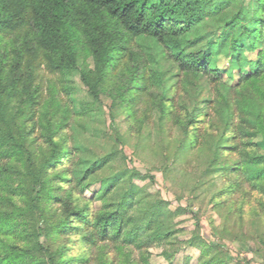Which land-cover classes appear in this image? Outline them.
Here are the masks:
<instances>
[{
    "label": "trees",
    "instance_id": "1",
    "mask_svg": "<svg viewBox=\"0 0 264 264\" xmlns=\"http://www.w3.org/2000/svg\"><path fill=\"white\" fill-rule=\"evenodd\" d=\"M224 50L237 77L214 64ZM76 72L91 98L80 111ZM102 93L129 128L82 170L71 129L87 130ZM258 136L264 0H0V264H152V248L174 264L186 246L196 264H250L209 237L201 212L212 205L222 239L256 241L245 227L264 218ZM142 154L180 179L187 205L136 183L158 184L128 168Z\"/></svg>",
    "mask_w": 264,
    "mask_h": 264
},
{
    "label": "rangeland",
    "instance_id": "2",
    "mask_svg": "<svg viewBox=\"0 0 264 264\" xmlns=\"http://www.w3.org/2000/svg\"><path fill=\"white\" fill-rule=\"evenodd\" d=\"M255 51H247L246 55H254ZM92 61V59H90ZM214 64L220 68L228 69L232 76L237 77L238 69L234 68V57L231 50L222 51L216 58ZM71 80L75 83V88L71 94L72 103L77 111H80L82 102L90 101V95L88 88L81 82L80 74L76 72ZM98 109L92 114V118L87 124V130L82 131L78 127L73 126L71 132L74 136L73 146L77 151L81 161L79 168L84 170L91 161L96 160L109 152L114 144H121L115 139V132L119 131L124 133L129 128V121L125 114L120 112L119 108H112V98L106 93L101 94V100L97 103ZM256 141L260 145L262 151H264V139L262 136H258ZM129 152L133 151L130 145L124 147ZM128 168L135 167L142 173L151 172L156 176V182L158 184H150L149 181H143L141 179H135L136 183L141 186H148L150 191L157 192L160 189L161 194L166 197L171 203L172 207L175 208L178 204L187 205L190 202V194L183 192L180 186V179L176 184L171 183L164 177L162 171L159 168L154 167L153 163L149 160L147 155L142 154L140 156H129L128 157ZM99 186H94L87 192L89 197L94 195V192ZM183 192V193H182ZM182 197L180 200L179 197ZM204 230L206 233L218 237L219 242L224 243L228 246V250L238 260L247 259L250 264H264V253L259 255L258 253L250 250L254 243L263 246L262 240L264 238V218H253L247 222L245 229L247 232L256 240L250 239L248 242H242L240 240H233L231 238H221L220 232V217L212 209V205L208 208L204 207L201 212ZM179 227L184 229V233L181 234V239H187L191 236V232L195 228V221L191 213H187L177 219ZM212 222L218 226L214 230ZM214 234V235H213ZM161 248L151 249V263L152 264H168L167 260L162 256ZM199 250L193 247H184L178 252L174 259V264H185L187 258H189V264H196L199 257Z\"/></svg>",
    "mask_w": 264,
    "mask_h": 264
}]
</instances>
